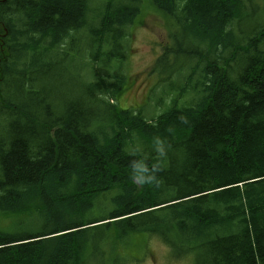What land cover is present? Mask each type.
I'll use <instances>...</instances> for the list:
<instances>
[{
	"label": "trees",
	"instance_id": "obj_1",
	"mask_svg": "<svg viewBox=\"0 0 264 264\" xmlns=\"http://www.w3.org/2000/svg\"><path fill=\"white\" fill-rule=\"evenodd\" d=\"M244 1L260 23L242 40ZM153 11L166 43L147 71L165 86L121 109L122 53ZM84 41L88 76L70 57ZM151 104L166 109L148 120ZM0 225V264H87L89 247L147 239L195 264H264V6L0 0Z\"/></svg>",
	"mask_w": 264,
	"mask_h": 264
},
{
	"label": "rangeland",
	"instance_id": "obj_2",
	"mask_svg": "<svg viewBox=\"0 0 264 264\" xmlns=\"http://www.w3.org/2000/svg\"><path fill=\"white\" fill-rule=\"evenodd\" d=\"M253 1H257L260 4V7L264 6L263 0H253ZM244 4L247 6L248 8L247 11L250 13L251 17H253L256 11H253L246 1H244ZM153 12L156 14V16L153 13H149L144 17V20L142 14H139L138 16L135 17V23L136 22L139 23L143 20V26L142 27L139 26L137 29L132 31V35H131L132 40L127 41L125 45L126 48H130L131 55H129L126 52L122 53V59L124 60V70L126 71L123 72L122 74L125 76L127 73V77L129 78L130 76L129 79L131 82H129L130 84V86H128L129 90L128 87H126L125 91L117 99L118 107L121 109H128L131 107H135L138 101H142V100L145 101L151 83L154 84L156 82V84L158 83V85L160 86H165V83L160 81V78L162 76H160L157 72H153L151 74L150 71H147L149 67L152 66L155 60L159 57L161 53V46L165 45L166 43V39H165L166 33L164 34V30H163V20L161 17L162 15L155 11ZM243 23L244 20H242V22L236 23V25L234 26V30L236 34H238V29L239 28L241 29L239 34H240V39L242 40L244 39L242 37V34L251 35L255 26L258 23H260L258 13H256V16L251 21L246 22V26L252 30L251 32L244 30L242 26H240ZM87 44L88 41L82 42L80 46V51L77 52L73 50L72 53L70 54V57L75 61V66L83 70H86L87 71L86 73H89L86 76L93 74L92 70H89L93 68V62L89 61V56L87 53ZM114 55L115 54L112 52H107L105 58H109ZM72 71H76V70H72ZM96 71L99 76L103 77L104 79H106V81H110V82H112V80L109 79V76L116 73L115 70L107 69L105 66L96 69L95 72ZM83 81L82 83H79L77 81L73 83L74 90H77V88L82 89L84 85ZM144 81L145 84L143 83ZM171 81H173L174 83L179 82L174 78L171 79ZM92 83H94V78ZM45 84H50V83L41 84V87H47L44 86ZM52 86L62 87V83ZM38 88L39 87L36 85L34 86L33 89H38ZM172 93L174 94V91H172ZM157 94H158L157 91L152 90L149 95V101H156ZM110 103L113 104L111 101ZM141 105H143V103H141ZM165 109H166L165 106L151 104L150 106L143 107L142 112L144 118L149 120L163 113ZM2 121L5 124L7 123V119H2ZM101 210L102 209L96 208L94 209L92 214H98L101 212ZM6 224L7 222L4 223V225ZM9 225H10V221L7 224V227ZM142 236L148 237L154 235L142 234ZM141 238L142 237L140 236L135 239L141 240ZM166 238L169 240L171 239L169 236H167ZM112 248L113 247H110L109 245H102V244L89 247L87 249L86 254L83 255L84 261L87 264H195L192 256L184 257L183 255H181L180 258L178 259L173 257L170 252L171 248L164 246V244L158 239H151L150 241H148L147 239L145 249L142 252L139 251L137 245L134 243L125 242V244H121V245L119 244L116 250V253L118 254L119 258L116 257ZM148 250L150 251L149 253Z\"/></svg>",
	"mask_w": 264,
	"mask_h": 264
}]
</instances>
